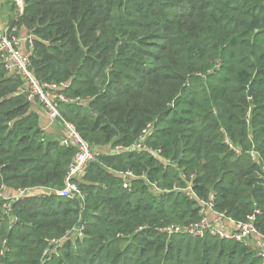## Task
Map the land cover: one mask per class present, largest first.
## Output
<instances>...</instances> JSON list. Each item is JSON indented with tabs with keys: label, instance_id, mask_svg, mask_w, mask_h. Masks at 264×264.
<instances>
[{
	"label": "trees",
	"instance_id": "trees-1",
	"mask_svg": "<svg viewBox=\"0 0 264 264\" xmlns=\"http://www.w3.org/2000/svg\"><path fill=\"white\" fill-rule=\"evenodd\" d=\"M24 25L34 74L82 100L59 109L92 148L150 128L151 150L99 154L84 200L31 195L16 222L0 206V264H264L243 242L162 230L199 221L213 195L236 221L259 210L264 235V0H26ZM21 84L0 54V185L61 187L76 147L46 139Z\"/></svg>",
	"mask_w": 264,
	"mask_h": 264
},
{
	"label": "built area",
	"instance_id": "built-area-1",
	"mask_svg": "<svg viewBox=\"0 0 264 264\" xmlns=\"http://www.w3.org/2000/svg\"><path fill=\"white\" fill-rule=\"evenodd\" d=\"M3 2H10L14 5L18 15H21L25 11L26 0H0V4ZM30 41V51L24 52L22 49L23 39L19 34L18 26H10L6 30L0 29V54L6 70L19 76L22 80V84L19 87V92L27 95L31 101H39L43 108L49 113L52 120L59 123L64 127L66 133L65 137L61 139V143L64 146L74 145L76 147V153L68 167L67 174L64 179V184L61 187H49L43 185L26 186L18 189H9L4 184L0 185V206L3 217L10 222H16L19 220L18 214L15 211V205L21 200L31 195H41L43 193H55L56 195L67 198L70 200L81 199L84 200V194L81 189V183L83 177L86 174L89 164L94 161L100 154L95 148H92L90 144L80 135L75 124L66 118H64L60 112L61 102H81V99H70L64 92L63 88L65 84H56L41 82L33 72L31 63L32 53V39ZM150 128L143 131L142 135L131 145H117L110 147V153L118 154L123 151L132 150H151L147 142ZM227 143L234 148L229 140ZM156 154H160L161 150L155 151ZM256 161L261 163L260 157L255 154ZM264 171V164H263ZM123 177V186L125 188L131 187L132 179L135 174L131 170L119 171ZM154 190L159 192H167L168 189H160L157 184L153 183ZM177 189V188H176ZM191 197L197 198L195 195L191 183L184 188ZM214 196L210 197V200H200L202 205L201 214L202 217L197 222H192L188 225L171 224L162 228L168 234L185 233L193 237H203L206 234H211L220 238H228L236 241L243 242L244 244L254 248L264 259V244L262 241H257L255 246L251 245V237L255 234L262 235L255 225L256 210L255 213L248 216L247 220L236 221L230 217H227L224 213L217 212V219L211 221L208 218V213L213 210ZM229 221L233 224L232 229H228L222 225L223 221ZM76 231L81 235L83 227H78ZM264 237V235H262ZM63 244V239L54 238L49 241L48 247L45 250V255H53L58 252L59 247Z\"/></svg>",
	"mask_w": 264,
	"mask_h": 264
},
{
	"label": "crops",
	"instance_id": "crops-1",
	"mask_svg": "<svg viewBox=\"0 0 264 264\" xmlns=\"http://www.w3.org/2000/svg\"><path fill=\"white\" fill-rule=\"evenodd\" d=\"M11 8L14 9L15 11V7L12 3L10 2H3L0 4V29L1 30H6L7 28H9L11 26V20L12 19H16V17H12V13L14 11L11 10ZM18 14V13H17ZM20 29V28H19ZM23 31V28L21 29V33ZM19 34H20V30H19ZM34 37V35H31ZM23 42H22V49L24 52H29L30 51V48H28L27 46V38H23ZM31 45V44H30ZM31 110L35 113H37L38 117H39V121H40V126L42 124H45L46 127L48 126H52L53 124L54 125H58L59 123H57L56 121L52 120V118L50 117L49 113L43 108L42 104L35 100V101H31ZM60 125V124H59ZM61 126V125H60ZM62 129H63V135L61 138L59 139H62L63 137H65V129L63 126H61ZM110 146L106 147L105 149L109 148ZM208 218L209 220L211 221H215V219H217V212L215 211H210L208 213ZM222 225L228 229H232L233 228V224L230 223L229 221H223L222 222ZM257 241H262L263 244H264V237L262 235H258V234H255L251 237V245L254 247L255 246V243Z\"/></svg>",
	"mask_w": 264,
	"mask_h": 264
},
{
	"label": "rangeland",
	"instance_id": "rangeland-1",
	"mask_svg": "<svg viewBox=\"0 0 264 264\" xmlns=\"http://www.w3.org/2000/svg\"><path fill=\"white\" fill-rule=\"evenodd\" d=\"M12 11H14L13 8H11ZM12 17H18V14L16 12V10L12 13ZM23 28V31L21 33V29ZM20 36L23 37V38H27V41L29 38L33 39L34 37L31 36V31L24 25L22 27H20ZM41 128L43 130V134L44 136L46 137V139H50V138H53V139H59L62 137L63 135V129L62 127L58 124V125H52V126H48L46 127L45 124H42L41 125ZM106 147H99V148H96V150L100 153V154H104V153H109L110 151V147L105 149ZM8 187V186H7ZM9 189H11L10 187H8Z\"/></svg>",
	"mask_w": 264,
	"mask_h": 264
},
{
	"label": "water",
	"instance_id": "water-1",
	"mask_svg": "<svg viewBox=\"0 0 264 264\" xmlns=\"http://www.w3.org/2000/svg\"><path fill=\"white\" fill-rule=\"evenodd\" d=\"M27 46H28V48L30 47V41L27 43ZM252 88H253V85L250 84V86H249V95H250V96L252 95ZM69 236H71L70 233L68 234V237H69Z\"/></svg>",
	"mask_w": 264,
	"mask_h": 264
}]
</instances>
